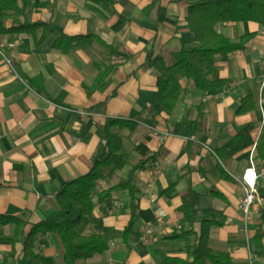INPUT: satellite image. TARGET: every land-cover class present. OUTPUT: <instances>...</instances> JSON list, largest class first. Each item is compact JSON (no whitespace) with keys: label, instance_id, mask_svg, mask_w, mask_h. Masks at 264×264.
<instances>
[{"label":"crops","instance_id":"1","mask_svg":"<svg viewBox=\"0 0 264 264\" xmlns=\"http://www.w3.org/2000/svg\"><path fill=\"white\" fill-rule=\"evenodd\" d=\"M105 1L28 0L23 21L50 22L57 32L67 35L93 34L88 49L55 48V34L37 45L35 39L41 31L36 35L0 34V214L21 216L28 226L55 220L60 210L56 198L60 186L87 173L103 152L97 122L126 120L132 124L113 128L122 138L125 165L97 180L93 212L77 225L81 235H101L108 248L80 264H176L168 258H186V248L196 236L171 237L190 228L179 211L181 193L189 186L201 193L200 209L218 211L214 217L219 224L210 230L209 246L227 251L234 264H264V256L254 253L250 244L264 210V179H258L256 199L247 218L239 206L245 170L263 168L264 160L254 159V144L225 161L215 154V148L247 124H255L251 132L254 142L259 136L264 120V25L253 21L219 23L217 30L232 41L256 33L245 50L230 53L226 60L215 57L209 77L231 78L233 82L204 92L182 79L179 100L167 111L158 100L151 55H161L169 62L180 47L197 45L187 24L186 2L160 0L156 8L147 9L152 0ZM95 62L118 66L101 88L92 89L99 75ZM35 77L43 78L46 93L59 103L29 85L28 79ZM250 90L256 108L236 114ZM199 110L204 115L199 136L181 135L180 122L196 118ZM153 153H158L156 161L135 173L136 215L125 238L131 219L128 191L114 190L100 202L97 194L125 178L132 165ZM218 163L231 179L221 175ZM170 181H176L174 192L163 194ZM213 190L223 198L211 195ZM78 211L74 206L70 218ZM210 218L209 214L197 215V226ZM148 226L150 233L145 235ZM13 233V223L0 224V264H29L22 240L13 244L6 239ZM34 251L41 264H64L56 233H37Z\"/></svg>","mask_w":264,"mask_h":264},{"label":"trees","instance_id":"2","mask_svg":"<svg viewBox=\"0 0 264 264\" xmlns=\"http://www.w3.org/2000/svg\"><path fill=\"white\" fill-rule=\"evenodd\" d=\"M99 3L105 0H95ZM187 4V24L194 35L197 43L193 47L182 46L172 53V61L158 54H152L151 60L157 71V94L161 106L171 111L176 106L181 94V80L185 79L193 85L196 90L208 92L214 91L233 82L231 78L212 79L209 77L215 64V57L219 55L222 60H226L230 53L238 50H245L247 42L256 33L250 32L239 37L237 41H232L217 30L219 23L253 21L264 25V0H184ZM160 0H152L147 9H154L159 5ZM28 7V0H0V34H20L31 33L36 35L41 31V35L35 39V44L39 45L49 34H55L56 38L53 47L63 51L77 48L88 49L91 47L95 36L88 35H67L57 32L50 22L36 21L26 23L23 16ZM111 53H117L112 47H108ZM99 68L92 89L101 88L108 77L115 71L118 64H100L95 62ZM29 85L40 95L47 99L59 103L49 96L44 88L42 77L28 79ZM264 114V98L261 103ZM256 108L253 91H248L237 106L235 113L241 114ZM204 115L199 110L194 119H184L178 126L181 135L188 138L198 137L202 128V118ZM130 121L106 118L103 123L97 122V127L103 141V152L95 160L90 170L74 179L63 183L56 198L60 207L55 220H47L34 223L28 226L27 221L21 216H9L0 214V224L13 223L14 233L6 239L13 242L22 240L23 255L28 259L29 264H41L39 254L34 251V241L37 233H56L61 243L64 254V264H80L81 261L92 258L103 253L108 248L107 241L101 235H81L77 232V225L85 216H91L95 202L92 193L97 180L107 177L115 169L125 165V155L122 152V138L118 132L113 131L116 126L130 125ZM255 128L254 123L242 127L225 144L215 148V154L221 161L232 158L239 151L255 145L254 159L264 160V120L261 124L260 133L253 141L251 132ZM158 158V153H153L140 159L132 165L125 178H121L115 185L97 194V202L105 200L114 190L126 189L129 195V209L131 219L124 230L126 236L132 230V223L136 215L135 195L137 188L134 184L135 173L142 169L148 162H154ZM218 169L225 179H231L225 168L218 163ZM176 181H170L168 187L162 192L171 195L174 192ZM219 198L223 195L213 190L210 192ZM182 203L179 211L188 221L190 228L188 231L177 233L171 238L186 237L195 235L196 241L187 246L186 258H168L176 264H205L210 261L212 264H234L231 255L224 250L213 249L208 244L209 234L212 226L218 225L215 219L218 213L214 209H200L199 202L201 193L189 186L181 193ZM74 206H78V215L71 219L70 215ZM204 213L212 216L210 219L202 220L198 226L196 224L197 215ZM264 210L260 218V226L255 235L250 239L253 245V252L264 256ZM14 249L11 257L14 258Z\"/></svg>","mask_w":264,"mask_h":264},{"label":"built area","instance_id":"3","mask_svg":"<svg viewBox=\"0 0 264 264\" xmlns=\"http://www.w3.org/2000/svg\"><path fill=\"white\" fill-rule=\"evenodd\" d=\"M166 133L163 132V135ZM252 170V174L249 175V171ZM264 179V167L263 168H254L246 169L245 174L243 176V188H244V196L240 201V208L244 213L245 218L248 217L251 207L256 199L257 195V182L258 179ZM145 235H149L150 226L145 229Z\"/></svg>","mask_w":264,"mask_h":264},{"label":"rangeland","instance_id":"4","mask_svg":"<svg viewBox=\"0 0 264 264\" xmlns=\"http://www.w3.org/2000/svg\"><path fill=\"white\" fill-rule=\"evenodd\" d=\"M169 62H171V60H168Z\"/></svg>","mask_w":264,"mask_h":264}]
</instances>
